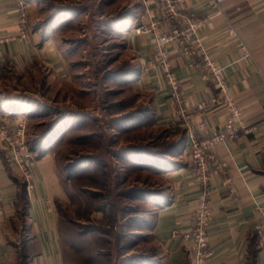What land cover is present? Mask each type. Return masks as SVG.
Instances as JSON below:
<instances>
[{
  "label": "crops",
  "instance_id": "0c3cea01",
  "mask_svg": "<svg viewBox=\"0 0 264 264\" xmlns=\"http://www.w3.org/2000/svg\"><path fill=\"white\" fill-rule=\"evenodd\" d=\"M27 1L30 3L29 18L32 6L34 8L36 4L41 9L51 2L53 11L48 19H43L50 27L29 29L30 39H22L18 35L20 24L15 0H0V109L5 107L16 114H24L28 121L40 114L37 102L27 105L25 97L19 96L26 88L11 85L5 82L6 79L15 74L23 81L33 66L41 65L48 68L49 81H63L68 73L66 56L71 53L62 51L56 29L87 21L93 0ZM97 2L98 21L108 25V0ZM122 4L116 9L126 14L118 13L114 18L116 29L123 33L126 47L134 56L132 82L148 99L149 121L171 133L167 137L171 140L166 150L156 159L158 170L154 172H163L157 174L170 183L166 181L165 191L160 198L154 199L157 201L153 204L155 211L150 234L166 264H194L192 244L173 237L176 228L182 231L190 228L200 192L199 184L190 175V141L186 126H173L178 119V106L170 95L165 77L158 67L149 64L154 50L151 36L133 31L135 26L148 22L152 14L165 29L179 26L180 19L168 16L163 6L153 0L147 3L128 0L127 5ZM182 8L190 17L207 19L201 31L202 48L217 66L224 69L230 95L241 106L244 118L251 122L263 119L264 0H225L220 3L187 0ZM230 28L234 29V36L230 35ZM239 43L248 49V57L243 58ZM170 50L174 71L181 80L184 106L194 129L200 136L216 132L225 124L227 112L221 105H211L208 109L198 107L201 102L218 95L214 84L206 78L202 59L200 56L193 60L186 57L178 42L172 43ZM59 88L60 85L55 84L50 87L55 92ZM10 120L13 121L14 116ZM71 120L68 119V124ZM204 122L206 127L200 130V124ZM33 139L39 142L32 147L39 158L33 164L36 188L32 193L28 192L21 173L0 147V264H64L56 212L48 192L47 174L54 166L50 164L53 159H49L53 154L50 148L47 149L50 139L41 135ZM169 149L175 154L168 153ZM217 154L225 167L222 173L211 177L208 187L213 222L209 231L211 255L205 264H264V247L255 237V226L263 219L260 208H264V133L220 144ZM174 162L176 166L172 167Z\"/></svg>",
  "mask_w": 264,
  "mask_h": 264
},
{
  "label": "rangeland",
  "instance_id": "374dc122",
  "mask_svg": "<svg viewBox=\"0 0 264 264\" xmlns=\"http://www.w3.org/2000/svg\"><path fill=\"white\" fill-rule=\"evenodd\" d=\"M127 1L108 0V25L98 21L93 0L87 21L56 29L62 51L71 53L63 81H49L41 65L23 81L15 74L5 81L25 87L19 96L39 106L40 114L27 121L30 147L39 144L37 135L50 139L48 192L64 264H166L149 228L152 203L168 179L147 164L166 150L171 133L149 121L148 99L129 74L134 56L114 18L126 14L116 8ZM51 5L32 6L30 30L50 27L43 19ZM54 84L58 92L50 89Z\"/></svg>",
  "mask_w": 264,
  "mask_h": 264
},
{
  "label": "built area",
  "instance_id": "2783aa9c",
  "mask_svg": "<svg viewBox=\"0 0 264 264\" xmlns=\"http://www.w3.org/2000/svg\"><path fill=\"white\" fill-rule=\"evenodd\" d=\"M145 3L148 0H143ZM161 4L168 16L180 19L179 26L165 29L161 22L152 14L148 22H143L134 27L135 34L150 35L154 45L153 55L149 60L152 67H158L165 77L170 95L178 106V119L173 126H186L190 143V175L200 186V192L196 199V209L190 219L189 229L182 231L179 227L173 231L174 238H181L186 243H191L195 253L194 264H205L211 255L209 249V231L213 222L211 207V194L208 189L211 177L223 172L225 163L217 154L220 144L230 141H239L245 137H258L264 133V118L251 122L244 118L239 103L230 95L224 69L217 66L210 55L201 45V31L206 26V18H193L187 15L182 5L187 0H153ZM225 0H216L217 3ZM16 12L20 24L18 35L25 40L30 39L28 28L30 3L27 0H15ZM234 36V29H228ZM178 42L184 50V54L193 60L200 56L206 78L210 80L218 95L210 101L201 102L200 109H208L211 105H221L227 112L225 124L214 133L200 136L194 129L188 109L184 106L181 80L174 71L171 62L170 45ZM243 58L249 56V51L243 43H239ZM1 57V56H0ZM0 109V147L6 151L11 163L21 173L26 188L32 193L36 188L33 164L35 153L28 140V124L26 115L15 113L5 107ZM8 110V111H7ZM14 116V120H10ZM206 123L200 124V130L205 129ZM229 182V181H228ZM231 189L233 186L229 183ZM263 219L259 221L255 229L260 238V244L264 247V208H260Z\"/></svg>",
  "mask_w": 264,
  "mask_h": 264
},
{
  "label": "trees",
  "instance_id": "16d2710c",
  "mask_svg": "<svg viewBox=\"0 0 264 264\" xmlns=\"http://www.w3.org/2000/svg\"><path fill=\"white\" fill-rule=\"evenodd\" d=\"M134 70V69H133ZM132 70V72H130L129 74H131L132 76H133V74H134V71ZM175 146H177V145H175ZM32 150H33V148H32ZM34 151V150H33ZM168 153H170V154H175L174 153V151H173V149H169L168 151H167ZM156 159H158V157L157 158H153V159H151L150 158V160H151V162L150 163H148L147 165H148V167L147 168H150V169H152L153 171L154 170H158V168L156 167V162H157V160ZM156 160V161H155ZM142 164V163H141ZM174 166H176V163L174 162L173 164H172V167H174ZM144 167V166H143ZM146 167V166H145ZM157 173H161V174H163V172H157ZM159 196V195H158ZM156 201L157 200H154V203H152V204H156ZM255 237H256V240L257 241H259V243H260V238H259V236H258V233H257V231H256V234H255Z\"/></svg>",
  "mask_w": 264,
  "mask_h": 264
}]
</instances>
